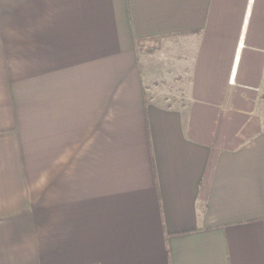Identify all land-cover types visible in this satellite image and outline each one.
I'll use <instances>...</instances> for the list:
<instances>
[{
    "label": "crops",
    "instance_id": "obj_1",
    "mask_svg": "<svg viewBox=\"0 0 264 264\" xmlns=\"http://www.w3.org/2000/svg\"><path fill=\"white\" fill-rule=\"evenodd\" d=\"M0 264H264V0H0Z\"/></svg>",
    "mask_w": 264,
    "mask_h": 264
},
{
    "label": "trees",
    "instance_id": "obj_2",
    "mask_svg": "<svg viewBox=\"0 0 264 264\" xmlns=\"http://www.w3.org/2000/svg\"><path fill=\"white\" fill-rule=\"evenodd\" d=\"M138 43V46L142 47V43L141 41L137 42Z\"/></svg>",
    "mask_w": 264,
    "mask_h": 264
}]
</instances>
